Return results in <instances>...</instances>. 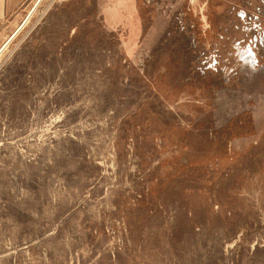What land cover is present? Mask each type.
Returning <instances> with one entry per match:
<instances>
[{
	"label": "rangeland",
	"instance_id": "1",
	"mask_svg": "<svg viewBox=\"0 0 264 264\" xmlns=\"http://www.w3.org/2000/svg\"><path fill=\"white\" fill-rule=\"evenodd\" d=\"M0 49V264H264V0H38Z\"/></svg>",
	"mask_w": 264,
	"mask_h": 264
},
{
	"label": "crops",
	"instance_id": "2",
	"mask_svg": "<svg viewBox=\"0 0 264 264\" xmlns=\"http://www.w3.org/2000/svg\"><path fill=\"white\" fill-rule=\"evenodd\" d=\"M38 0H0V49L24 23Z\"/></svg>",
	"mask_w": 264,
	"mask_h": 264
}]
</instances>
